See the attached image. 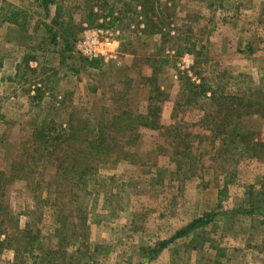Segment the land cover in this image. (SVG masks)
Listing matches in <instances>:
<instances>
[{
	"label": "rangeland",
	"instance_id": "obj_1",
	"mask_svg": "<svg viewBox=\"0 0 264 264\" xmlns=\"http://www.w3.org/2000/svg\"><path fill=\"white\" fill-rule=\"evenodd\" d=\"M93 30L114 56L90 66L75 42ZM211 90L252 103L219 135ZM149 104L175 130L139 127V159L98 164L85 191L46 153L33 160L36 128L90 129ZM16 163L32 172L8 181ZM2 180L36 239L18 255L0 245V264H264V0H0Z\"/></svg>",
	"mask_w": 264,
	"mask_h": 264
},
{
	"label": "trees",
	"instance_id": "obj_2",
	"mask_svg": "<svg viewBox=\"0 0 264 264\" xmlns=\"http://www.w3.org/2000/svg\"><path fill=\"white\" fill-rule=\"evenodd\" d=\"M16 16L17 13L12 11L10 17H5L4 20L16 25L18 24L15 19ZM85 61L90 66H94L97 62L95 59ZM194 87L197 89L198 96L207 91L203 84L195 85ZM220 94L215 90H211L209 95V100L215 103L216 110L214 111L219 113L221 112L220 109L223 108L226 116V118H223L225 119L223 125L217 124L215 121L216 126L212 129L216 135L231 129L232 123L229 120L235 117L238 118L242 114L250 113L249 109L252 107V103L241 104V100L237 98L239 101L236 104L239 108L234 109L232 106H235V103L232 104V101L227 102L224 95ZM229 97L236 98L234 96ZM220 102H223V104ZM156 111L157 109L151 107L150 104L145 114L124 109L113 114L108 120L99 121L90 129L86 125L74 126L73 124H69L66 130L58 132H52L51 128H36L33 131L32 140L34 142L39 139L38 143L40 146L33 149L36 156L33 157V160L35 161L43 153H46L54 164L55 173L69 185L67 187L71 191L74 187H77L80 191H85V184L97 174L96 168L98 164L115 163L121 160L134 163L139 159L133 150V144L138 138L139 127L162 129L167 135L175 130L173 126L162 127L159 125ZM186 138L185 136L179 138L178 148L183 151V155L186 154L185 150L189 149V142ZM246 144L248 145L249 143L246 142ZM253 144L254 146L255 144L261 146V143L258 142ZM14 171H17L18 175L16 177L18 179H25V175L32 172L29 168L16 163L11 168L8 181L13 179ZM4 181H0V224H4L0 232L3 234V239H0V245H5L6 248H10L18 255L20 251L23 252L22 249L25 246H28V251H30L36 237L28 230L18 227V220L8 210L7 204L2 201L5 193ZM190 228L191 225L178 232L177 235L186 232ZM23 232H25L24 235Z\"/></svg>",
	"mask_w": 264,
	"mask_h": 264
},
{
	"label": "built area",
	"instance_id": "obj_3",
	"mask_svg": "<svg viewBox=\"0 0 264 264\" xmlns=\"http://www.w3.org/2000/svg\"><path fill=\"white\" fill-rule=\"evenodd\" d=\"M109 32L106 31L105 35ZM102 33L99 30H93L91 33L78 38L75 42V49L81 58L85 60L99 59L107 61L114 56V41L108 37H104L100 41V35Z\"/></svg>",
	"mask_w": 264,
	"mask_h": 264
},
{
	"label": "crops",
	"instance_id": "obj_4",
	"mask_svg": "<svg viewBox=\"0 0 264 264\" xmlns=\"http://www.w3.org/2000/svg\"><path fill=\"white\" fill-rule=\"evenodd\" d=\"M11 45L14 46V44H11ZM12 54L8 53L7 56L5 57V58H7V59H5L6 63L8 62L9 65L10 64L12 65L11 68H10V72L14 69V67H15V65L17 63V60L15 59V55H12Z\"/></svg>",
	"mask_w": 264,
	"mask_h": 264
}]
</instances>
